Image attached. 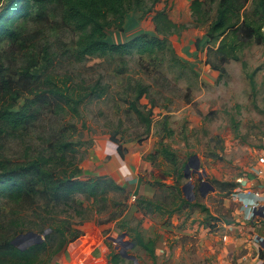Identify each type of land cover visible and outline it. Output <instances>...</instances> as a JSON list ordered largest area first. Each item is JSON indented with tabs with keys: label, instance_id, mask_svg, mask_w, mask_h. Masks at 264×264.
Returning <instances> with one entry per match:
<instances>
[{
	"label": "rangeland",
	"instance_id": "1",
	"mask_svg": "<svg viewBox=\"0 0 264 264\" xmlns=\"http://www.w3.org/2000/svg\"><path fill=\"white\" fill-rule=\"evenodd\" d=\"M144 1V12L127 15L124 31L106 30L107 41L119 44L141 34L156 36L152 17L167 8L171 19L185 28L168 38L169 49L164 52L93 56L79 62L73 53L78 33L61 22L54 6L48 8L50 13L45 17H40L38 11L21 22V44L0 45L10 77H16L26 64V53L33 52L42 59L47 52L50 64L40 60L39 65L44 76L53 77L57 83L69 79L70 86L77 84L86 90L97 83L105 88L101 98H88L78 114L67 108L63 112L45 108L31 126L0 133V161L23 164L40 155L49 156L65 140L78 150L80 179L112 178L127 190L109 189L105 198L97 200L79 195L70 204L48 203L39 196L20 202L1 199V235L15 239L29 232L43 235L52 226H72L83 232L78 242L97 247L93 253L98 260L95 264H106L101 260V256L106 258L103 250L108 257L123 250L134 256L137 264H153L143 249L108 239L125 233L124 241L132 242L128 234L132 228L141 231L146 240H155L157 264H238L237 255L224 239L225 235L235 237L234 233L224 225L240 224L237 197L249 183L241 185L238 180L248 178L251 182L262 168L264 45L244 48L239 53L240 61L225 65L221 76L209 63L217 62L208 52L212 47L206 38L209 23H199L192 15L193 0ZM203 1L214 18L218 0ZM253 72L255 91L248 78ZM140 86L146 87L147 93L137 101ZM24 91L17 101L19 106L28 97ZM134 106L146 116L152 111L149 132ZM162 144L175 153L178 167H185L182 177L161 154ZM119 145L125 150L123 159ZM192 156L199 158L200 174L190 166L191 176L185 178ZM138 178L148 190L143 197L161 205L163 211L150 213L139 205L134 185ZM188 183L192 188L187 193L194 196L191 202L206 206L208 212L199 207L177 209L186 198L183 188ZM220 183H236L238 188L231 194L222 192ZM72 244L58 255H53L56 245H49L41 256L42 264H88L84 258L79 262L67 258ZM123 258V264H134Z\"/></svg>",
	"mask_w": 264,
	"mask_h": 264
},
{
	"label": "trees",
	"instance_id": "2",
	"mask_svg": "<svg viewBox=\"0 0 264 264\" xmlns=\"http://www.w3.org/2000/svg\"><path fill=\"white\" fill-rule=\"evenodd\" d=\"M210 2L216 3L215 0ZM205 5L206 2L203 0H193L190 10L199 23H209L206 38L212 47L208 52L217 60V62L209 60V63H212L214 70L220 71V75L223 76L225 65L231 61H240L239 53L244 48L252 44L264 45V0H218L214 18L210 11L206 10ZM52 6L58 8L55 14L59 15L61 22L78 33L73 53L79 62L93 56L158 54L169 49L168 38L171 35L185 28L175 23L170 17L169 10L164 8L156 11L152 17L156 36L141 34L125 43L111 44L107 41L106 30L124 31L126 17L130 12H144V0H0V45L21 44V37L24 34L21 22L28 21L38 11L40 17H45L50 13L48 8ZM48 56L46 52L41 56L42 59H39L33 52L26 53V64L16 77H10L9 67H5L0 54V133L31 126L42 117L45 108H55L59 112L67 108L78 114L80 106L88 98L91 96L101 98L105 94V88L98 83L86 90L77 84L70 86L67 84L69 79L57 83L53 81V77L44 76L39 72V65L40 60L49 65ZM242 64L246 69L247 64L245 62ZM248 78L255 91V72L250 73ZM23 89L28 97L19 106L17 101ZM146 93L147 88L140 86L137 101H140ZM134 111L146 124L149 132L152 111L149 110L147 116L135 106ZM77 151L74 143L64 140L58 144V151L49 156L40 155L23 164H13L8 160L0 161V200L20 202L25 198L39 196L48 203L70 204L79 195L97 200L105 198L109 189L127 191L112 178L80 179L78 175L82 171L77 164ZM160 152L165 159L173 163L177 176L182 177V169L185 167H178L175 153L164 144ZM118 153L124 158L125 150L122 145H119ZM220 187L222 192L231 194L238 188V184L220 183ZM177 191L179 194L182 193L178 186ZM138 201L139 205L143 208L145 206L150 213L161 212L164 209L161 205L140 195ZM190 207H199L208 212L206 206L192 203L184 197L177 209ZM129 230L133 233V235L130 232L128 234L134 248L143 249L153 260V264H157L155 240H146L139 230L132 228ZM45 232L47 234L42 243L22 250L12 243L14 239L3 238L0 231V264H42L41 256L49 245L51 248L56 245L53 255H58L83 236L81 230L65 225L56 228L52 226ZM55 241L56 244L53 245ZM123 260L121 254L109 255L111 264H123Z\"/></svg>",
	"mask_w": 264,
	"mask_h": 264
},
{
	"label": "crops",
	"instance_id": "3",
	"mask_svg": "<svg viewBox=\"0 0 264 264\" xmlns=\"http://www.w3.org/2000/svg\"><path fill=\"white\" fill-rule=\"evenodd\" d=\"M260 164L262 168L258 171L257 175L259 176L251 180L249 185L242 189L237 197L240 207L238 213L241 214L239 220L240 224L224 225V227H229L234 233L235 237L231 238L225 235L226 239H224L227 245H229V249L237 255L238 264H264V242L262 244L256 242V238H262L264 240V218L256 217L248 220L247 216L251 213V208L245 207V205L252 202H258V208L264 206V164ZM129 185L133 186V183H129ZM134 185L135 192L138 196H145L147 194L148 190L140 183L139 178L135 180ZM78 240L73 243L74 247L68 248L67 258L74 262H79L81 258H84V263H98L97 258L93 256L97 247H94V245L88 247V243H86L85 246L84 242L81 243L78 242ZM103 254L106 258H102L101 256V260L106 264H110L109 257L108 255L106 256L105 250H103Z\"/></svg>",
	"mask_w": 264,
	"mask_h": 264
},
{
	"label": "water",
	"instance_id": "4",
	"mask_svg": "<svg viewBox=\"0 0 264 264\" xmlns=\"http://www.w3.org/2000/svg\"><path fill=\"white\" fill-rule=\"evenodd\" d=\"M190 166L194 168V172H197L199 173L198 171L200 170V162H199V158L197 156H192L190 158V161L188 163V165L186 166V169H185V175L184 177L185 178H190L191 174H190ZM200 174V173H199ZM204 185H207L208 188H211L212 191L215 190L214 187H212L209 183L207 182H203ZM192 188V185L190 183L186 184L183 188V191L186 193V198L187 200L189 201H192L193 199V195L192 197L189 196V194L187 193V190L190 191V189ZM188 191V192H189ZM254 216L255 217H261V218H264V206L263 207H259L258 209L254 210ZM47 234V232H45L43 235H39V234H36L34 232H29L25 235H20L19 237H16L14 240H13V244L22 249V250H25L26 248L34 245V244H39V243H42L44 241V238H45V235ZM126 237V234H121L118 238H108L109 240L115 242V243H118V244H121L125 247H134L133 243L132 242H125L124 241V238ZM24 243V246H18V243ZM121 255L123 257H126L130 260H133L134 261V264H137V261H136V258L134 256H128V254L126 252H124L123 250L121 251Z\"/></svg>",
	"mask_w": 264,
	"mask_h": 264
},
{
	"label": "built area",
	"instance_id": "5",
	"mask_svg": "<svg viewBox=\"0 0 264 264\" xmlns=\"http://www.w3.org/2000/svg\"><path fill=\"white\" fill-rule=\"evenodd\" d=\"M260 163L264 164V158H260ZM250 181L248 180V178H240L238 180V183H240L241 185H245L246 183H249ZM133 199L134 201L136 200V196L133 195ZM246 208H251V213L247 216L248 220H251L253 218H256L254 216V210L258 209V202H252L249 203L247 205H245ZM226 239V237H224ZM256 242H258L259 244H262L264 242V240L262 238H256Z\"/></svg>",
	"mask_w": 264,
	"mask_h": 264
}]
</instances>
